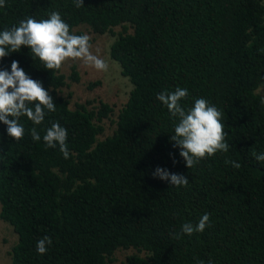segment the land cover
<instances>
[{
  "label": "trees",
  "instance_id": "trees-1",
  "mask_svg": "<svg viewBox=\"0 0 264 264\" xmlns=\"http://www.w3.org/2000/svg\"><path fill=\"white\" fill-rule=\"evenodd\" d=\"M83 4L5 0L0 7V31L53 11L70 33L80 25L97 34L121 26L109 52L132 84L114 131L99 139L109 104L71 108L59 94L61 68L46 69L26 46L0 59V70L18 61L56 104L41 125L21 117L25 134L18 142L0 122V217L18 237L11 264H111L115 250L130 247L146 255L130 254L124 264H264V162L252 156L264 152V99L257 92L264 78L263 0ZM70 78L78 80L77 72ZM177 87L188 89L185 108L204 98L222 112L230 145L191 169L170 142L175 121L156 99ZM52 123L67 129L68 159L43 142ZM33 127L40 141L32 140ZM157 166L185 175L189 184L170 187L153 178ZM205 213L211 226L204 232L173 238ZM45 236L52 244L39 255L36 242Z\"/></svg>",
  "mask_w": 264,
  "mask_h": 264
},
{
  "label": "clouds",
  "instance_id": "clouds-1",
  "mask_svg": "<svg viewBox=\"0 0 264 264\" xmlns=\"http://www.w3.org/2000/svg\"><path fill=\"white\" fill-rule=\"evenodd\" d=\"M74 6H84L83 0H73ZM5 6V0H0V7ZM90 36L70 33L69 25L64 22L58 11L49 13L47 19L36 20L28 17L21 20L18 26L0 31V59L14 52H19L26 46L32 53V58H39L48 70H59L66 60H79L85 66L97 71H106L108 64L98 55L90 51ZM188 89L177 87L174 91L165 89L157 94L156 99L167 108L174 123V132L170 142L178 148L187 168L198 165L202 159L212 157L217 152L227 153L230 145L226 142L227 133L221 122L222 112L204 98L194 99L191 107L185 108L181 101L187 99ZM56 111V104L42 82L32 79L13 60L10 71L0 70V122L6 125L9 138L15 142L22 139L25 128L20 123L21 117H27L33 125H41L48 113ZM33 141H40L41 134L36 127L30 130ZM67 129L59 123H52L43 134V142L48 148H59L65 159L70 156L67 147ZM252 156L258 162H264V152L253 151ZM234 168L240 164L226 160ZM153 178L169 183L170 187H186L189 180L183 174L172 173L166 168L157 166L152 172ZM210 216L205 213L195 225L187 222L181 225L179 232L173 238L180 239L183 235L204 232L210 227ZM52 239L45 236L36 242V251L44 255ZM198 264H204L200 260ZM208 264H212L209 259Z\"/></svg>",
  "mask_w": 264,
  "mask_h": 264
},
{
  "label": "rangeland",
  "instance_id": "rangeland-1",
  "mask_svg": "<svg viewBox=\"0 0 264 264\" xmlns=\"http://www.w3.org/2000/svg\"><path fill=\"white\" fill-rule=\"evenodd\" d=\"M121 31V26H115L113 32L97 34L85 25L75 27L73 33L81 32V35L87 34L90 36V51L105 60L108 69L97 71L93 67L85 66L79 60H66L60 69V72L65 75V85L59 88V94L65 97L68 96L71 108H75L77 104H83L88 109H92L98 107L100 101L112 107L110 115L100 122L103 126V132L98 136L99 139L111 135L114 131L117 114L127 101L132 88L128 77L121 74L119 64L111 58L109 52L110 45L117 37V33ZM128 31L131 32L132 29L129 28ZM73 71L77 72L78 80L70 78ZM97 82L99 84H93ZM257 92L264 99V78L261 80ZM17 239V234L12 225L0 217V264H11V248L17 242ZM130 254L145 256L146 252L132 247L128 249L119 248L115 250L111 264H124L126 256Z\"/></svg>",
  "mask_w": 264,
  "mask_h": 264
}]
</instances>
